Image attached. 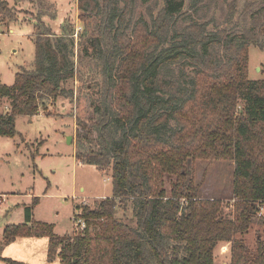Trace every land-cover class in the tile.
<instances>
[{"label":"trees","instance_id":"obj_1","mask_svg":"<svg viewBox=\"0 0 264 264\" xmlns=\"http://www.w3.org/2000/svg\"><path fill=\"white\" fill-rule=\"evenodd\" d=\"M135 1L77 0L85 32L78 60L73 40L42 43L40 33L52 32H39L34 66L0 83V136L14 137L17 117L37 115L75 78L77 123L86 126V101L99 116L98 151L79 160L109 169L112 185L111 196L77 205L84 232L57 235L52 224H29L27 206L25 222L5 225L2 241L46 236L47 259L60 264H215V246L225 241L229 264H264V212L257 214L264 203V78L248 77L249 46L263 48L264 0H247L240 11L231 0L216 29L190 21L180 33L178 17L203 0H189L187 10L185 0H157L133 20ZM258 1V15L238 22ZM189 161L232 162V203L202 197ZM254 216L262 231L249 248L238 235Z\"/></svg>","mask_w":264,"mask_h":264},{"label":"rangeland","instance_id":"obj_2","mask_svg":"<svg viewBox=\"0 0 264 264\" xmlns=\"http://www.w3.org/2000/svg\"><path fill=\"white\" fill-rule=\"evenodd\" d=\"M6 1L8 9L0 10L1 84H12L16 72L34 66L35 40L39 32H52L49 35L40 33L42 43L48 38L56 44L58 36L73 40L74 59L78 60V46L85 32L77 17V0ZM155 1L136 0L132 19L146 14L147 7ZM188 1L185 0V10ZM229 1L203 0L196 9L187 10L178 17L175 32L180 33L190 21L208 22L209 29H216L223 23ZM246 1L237 0L239 11ZM261 6L259 1L256 2L246 18L239 13L238 22L248 21L252 14L258 15L257 10ZM260 16L264 21V12H260ZM261 42L262 49L254 44L248 49V77L252 80L264 78V31ZM62 87L65 93L56 99L46 100L45 107H41L37 115L16 118L17 134L14 137L0 136V195L3 196L0 204V255L27 264H59L58 258L47 259V249H43L45 238L18 237L9 244L2 241L3 227L22 222L23 206H31L32 195L38 196L40 203L31 211V217L52 222L58 234L72 231L73 211L77 213V209L73 208L74 200L93 206L96 201L111 196L110 170H98L79 161L81 155L98 151L95 125L99 116L86 101L83 109L86 126H80L76 118L77 80L69 79ZM7 104L3 100L1 109ZM68 137H71L70 142ZM187 168L200 184L202 197L221 199L225 205L232 203V162L215 161L208 165L206 161H189ZM168 185L166 177L165 186ZM43 194L46 196L43 197ZM85 197L87 203L82 201ZM131 215L128 210V220ZM117 217L122 218L120 210ZM261 231L262 219L254 216L248 231L238 235V238L249 248H254L256 234ZM230 256V244L218 242L214 249V263L229 264ZM0 264L10 263L0 259Z\"/></svg>","mask_w":264,"mask_h":264},{"label":"crops","instance_id":"obj_3","mask_svg":"<svg viewBox=\"0 0 264 264\" xmlns=\"http://www.w3.org/2000/svg\"><path fill=\"white\" fill-rule=\"evenodd\" d=\"M77 159V158H76ZM80 161V160H79ZM81 163H83V164H86V163H84V162H82V161H80ZM87 165H89V164H87ZM49 185V184H48ZM48 185L46 186V189H47V187H48ZM46 189L44 190V192H46ZM80 190H82V191H84V188L83 187H80ZM46 195L45 194H43V197H45ZM34 197H37V199L36 200H34ZM40 198L38 197V196H34V195H32V199H31V203H30V205H31V211H33L34 210V207L35 206H37L39 203H40ZM85 201L86 203H87V199H86V197H85V199H83L82 198V201ZM75 201V200H74ZM73 201V208H76L77 207V205H79V203L78 202H74ZM28 205H24L23 206V217H22V222H20V223H24L25 222V208L27 207ZM75 212L73 211V214H74ZM73 216V215H72ZM31 220L32 221H30L29 222V224L31 223V222H33V221H42V222H46V223H49V224H52V226H53V232L55 233V234H57V235H70L71 234V232L70 233H67V234H58L57 233V231L55 230V226H54V224L52 223V222H50V221H47V219H45V218H39V219H37V220H35V219H33L32 217H31ZM10 224H12V223H10ZM13 224H16V223H13ZM17 224H19V223H17ZM6 225H8V224H6ZM4 228V227H3ZM38 237H41L42 239L43 238H45L44 240V242H43V249L44 250H46L47 249V246H48V238L46 237V236H38ZM47 243V246H45V244ZM46 248H45V247ZM0 257H4V256H1L0 255ZM8 258V257H7ZM57 260H59V259H57ZM60 264V263H59Z\"/></svg>","mask_w":264,"mask_h":264},{"label":"built area","instance_id":"obj_4","mask_svg":"<svg viewBox=\"0 0 264 264\" xmlns=\"http://www.w3.org/2000/svg\"><path fill=\"white\" fill-rule=\"evenodd\" d=\"M3 196L0 195V204L2 202ZM264 212V203H261L258 210V216H260ZM87 227L86 221L83 217H81L78 212L74 213L72 216V231L71 234H79L85 231Z\"/></svg>","mask_w":264,"mask_h":264},{"label":"water","instance_id":"obj_5","mask_svg":"<svg viewBox=\"0 0 264 264\" xmlns=\"http://www.w3.org/2000/svg\"><path fill=\"white\" fill-rule=\"evenodd\" d=\"M68 140H69V142H70V140H71V137H68Z\"/></svg>","mask_w":264,"mask_h":264}]
</instances>
